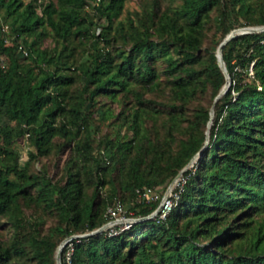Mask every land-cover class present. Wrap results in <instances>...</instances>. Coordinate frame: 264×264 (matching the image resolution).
Returning a JSON list of instances; mask_svg holds the SVG:
<instances>
[{"label": "trees", "instance_id": "obj_1", "mask_svg": "<svg viewBox=\"0 0 264 264\" xmlns=\"http://www.w3.org/2000/svg\"><path fill=\"white\" fill-rule=\"evenodd\" d=\"M127 1L0 0V264H57L82 235L70 264H264V30L223 46L215 101L218 47L264 27V0H150L121 19ZM212 109L177 205L148 218L161 199L137 191L201 152ZM52 155L53 176L33 170ZM115 201L138 221L107 237Z\"/></svg>", "mask_w": 264, "mask_h": 264}, {"label": "built area", "instance_id": "obj_2", "mask_svg": "<svg viewBox=\"0 0 264 264\" xmlns=\"http://www.w3.org/2000/svg\"><path fill=\"white\" fill-rule=\"evenodd\" d=\"M27 55L26 52H23ZM186 178L182 176L176 180L172 189L169 190L168 194L161 200L158 209L150 215L148 218H158L164 220L171 210L177 205L180 197V192L185 184ZM138 197L141 202H151L158 199L156 192L146 190L143 192L137 191ZM105 217L107 218V224L101 229L106 233L107 237H115L120 233L130 229L138 219L127 216V210L120 201H115L111 205H108ZM74 236L66 239L63 249H65V261L67 264L71 263V256L73 254V240L79 242L80 238L85 237Z\"/></svg>", "mask_w": 264, "mask_h": 264}, {"label": "rangeland", "instance_id": "obj_3", "mask_svg": "<svg viewBox=\"0 0 264 264\" xmlns=\"http://www.w3.org/2000/svg\"><path fill=\"white\" fill-rule=\"evenodd\" d=\"M23 1L27 2L28 0H23ZM146 1H150V0H128L124 6V10H123V13H122L120 18L123 19L129 13H132L134 11H140L141 5L144 4ZM179 1L180 0H174V3H179ZM0 24H3V21L0 20ZM6 25H8V24L6 23ZM4 29L7 31L8 27L5 26ZM41 45L43 48L50 46L49 39L48 38L44 39L42 41ZM0 61H1V58H0ZM209 101L210 100L208 99V97L204 98L205 103H208ZM109 105L111 106V108L114 109V112L116 115L121 111V106H119L118 104L113 103V104H109ZM194 106L195 105L193 104L191 107L194 108ZM104 124L103 123L101 124L102 135L106 134V133H110L112 131V129L110 127H107ZM26 138H27V136H26ZM209 140H210V129L207 128L205 130L204 146H203L201 152L196 155L194 161L192 162V164L189 166V168L187 170H190V169H192L193 171L196 170V164H197L198 160L202 157L203 152L207 149L208 144H209ZM25 143H26V141H25ZM26 150H27V148L25 146L23 149H21V163L25 162L27 159ZM65 158H66V156H64V155H55V156L52 155L51 157L46 158V159L36 163L35 165H33V170L39 171L40 169L43 168V166H45L46 168H48L50 175L53 176L56 172L57 165H59V167H61L63 165ZM183 176H184V174H183ZM58 177H59V174L56 176V179H58ZM176 178H177V176L168 185H166V187L164 189H160L158 192H156V194L158 195V198L160 197V199L162 200L168 194L169 190L172 189V187L174 186V184L177 180ZM129 214L132 215L133 213L129 212ZM8 231L9 230L5 226L0 225V238L8 239L10 237Z\"/></svg>", "mask_w": 264, "mask_h": 264}, {"label": "water", "instance_id": "obj_4", "mask_svg": "<svg viewBox=\"0 0 264 264\" xmlns=\"http://www.w3.org/2000/svg\"><path fill=\"white\" fill-rule=\"evenodd\" d=\"M264 30V27L262 28H257V27H250V28H243V29H238V30H234L232 31L225 39L224 41L219 45L218 47V50H217V59H218V62H219V65H220V68L221 70L223 71V73L225 74L226 76V84L225 86L223 87L220 95L216 98L215 101L218 100V98L226 92V90L228 89L229 85H230V77L229 75L227 74V70L225 68V64H224V61H223V57H222V48L223 46L229 42L231 39L235 38L236 36H239V35H243V34H248V33H254V32H261ZM213 118H214V111L213 109L211 110V114H210V121H209V124H208V129L210 128L211 124H212V121H213ZM196 157V156H195ZM195 157L189 162V164L180 171V173L177 175V178L176 179H179L182 174H184V172L189 168V166L192 164V162L194 161ZM173 185V184H172ZM92 235V234H91ZM65 241L64 240L61 245L59 246V249H58V253H57V257H56V261H57V264H61V256H62V251H63V247H64V244H65Z\"/></svg>", "mask_w": 264, "mask_h": 264}]
</instances>
